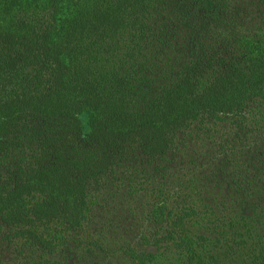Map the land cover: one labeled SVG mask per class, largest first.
<instances>
[{"label": "trees", "instance_id": "1", "mask_svg": "<svg viewBox=\"0 0 264 264\" xmlns=\"http://www.w3.org/2000/svg\"><path fill=\"white\" fill-rule=\"evenodd\" d=\"M0 264H264V0H0Z\"/></svg>", "mask_w": 264, "mask_h": 264}, {"label": "rangeland", "instance_id": "2", "mask_svg": "<svg viewBox=\"0 0 264 264\" xmlns=\"http://www.w3.org/2000/svg\"><path fill=\"white\" fill-rule=\"evenodd\" d=\"M80 119L82 120L83 122V126H84V132L86 134L90 133V127H89V118L86 114L82 115L80 117Z\"/></svg>", "mask_w": 264, "mask_h": 264}]
</instances>
